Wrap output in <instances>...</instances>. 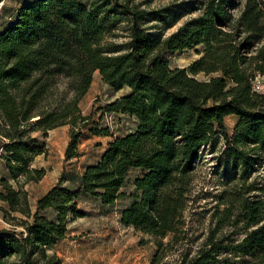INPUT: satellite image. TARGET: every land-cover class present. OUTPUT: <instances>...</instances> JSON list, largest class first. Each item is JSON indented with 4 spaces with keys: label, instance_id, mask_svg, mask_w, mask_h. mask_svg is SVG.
Wrapping results in <instances>:
<instances>
[{
    "label": "trees",
    "instance_id": "trees-1",
    "mask_svg": "<svg viewBox=\"0 0 264 264\" xmlns=\"http://www.w3.org/2000/svg\"><path fill=\"white\" fill-rule=\"evenodd\" d=\"M171 11L136 0H31L0 32V157L9 174L0 178V214L11 225L0 230V264H63L50 250L85 216L79 196L114 205L133 171V201L120 222L157 240L151 264H264V199L251 196L264 194L253 179L264 166V94L254 89L264 77V0H195L187 13L198 15L165 35L180 19ZM197 47L189 68L170 67L165 53ZM96 72L116 92L127 90L106 112L130 116L136 128L112 139L76 190L60 177L33 211L27 186L46 176L34 163L48 154V133L70 127L65 159L79 157L92 119L80 104ZM220 136L227 148L216 159L230 176L224 207L195 247L186 216L194 173ZM229 254L240 258L226 261Z\"/></svg>",
    "mask_w": 264,
    "mask_h": 264
},
{
    "label": "rangeland",
    "instance_id": "rangeland-1",
    "mask_svg": "<svg viewBox=\"0 0 264 264\" xmlns=\"http://www.w3.org/2000/svg\"><path fill=\"white\" fill-rule=\"evenodd\" d=\"M31 0H5L2 11L4 23L16 18L20 6ZM89 6L90 0H80ZM142 7L149 10H164L170 8L180 19L175 26L164 30L165 35L174 32L189 17L198 15L188 14V8L195 0H136ZM8 9V10H7ZM201 47L184 52L165 53L172 69L189 68L193 61L199 58ZM198 80H207L204 74L196 76ZM255 88L264 94V77L258 76L254 81ZM127 90L116 92L105 84L98 72L94 74L92 86L88 94L83 98L80 106L85 116L91 115L92 119L79 142V157L67 161L65 150L69 142L70 127H61L48 133L45 139L48 154L36 159L34 166L44 168L46 176L37 184L27 186L30 195L32 210H36L37 200L43 196L51 187L55 186L63 177L62 185L76 190L82 174L90 165L97 163L108 144L114 137L124 136L133 132L136 122L128 115L120 113H108L106 107L121 98ZM238 118L235 116L226 119V126L230 137L234 136ZM91 129H108L111 136L95 135ZM1 145V144H0ZM227 148V142L223 137H218L211 147H207L194 173V182L191 192V201L186 213L188 228L191 236L196 241L195 247L200 245L209 228L214 222L216 209L219 206V197L230 180L227 167L218 164V159ZM139 172L133 171L122 192L126 197L111 206L102 205L99 199L80 195L78 199L79 210L84 213L83 218L74 220L70 224L67 238L50 250L57 254L63 264H151L157 247V240L142 234L133 228H125L120 222L121 212L127 208L135 193L134 180ZM4 162L0 157V178H8ZM258 180L257 187H264V166L260 167L253 175ZM251 196L264 199L261 192H253ZM251 198V197H250ZM240 222L239 226L241 227ZM11 225L6 223L0 214V230L10 229ZM169 238L164 242H168ZM226 261L236 263L240 257L229 254ZM176 259L171 255L168 262ZM167 262V260L165 261Z\"/></svg>",
    "mask_w": 264,
    "mask_h": 264
},
{
    "label": "built area",
    "instance_id": "built-area-1",
    "mask_svg": "<svg viewBox=\"0 0 264 264\" xmlns=\"http://www.w3.org/2000/svg\"><path fill=\"white\" fill-rule=\"evenodd\" d=\"M4 4H5V0H0V26L2 25V11L4 9ZM254 89L259 92L255 86H254Z\"/></svg>",
    "mask_w": 264,
    "mask_h": 264
},
{
    "label": "crops",
    "instance_id": "crops-1",
    "mask_svg": "<svg viewBox=\"0 0 264 264\" xmlns=\"http://www.w3.org/2000/svg\"><path fill=\"white\" fill-rule=\"evenodd\" d=\"M9 21L11 22V20H9ZM7 26H9V22L8 23H4V19H3V15H2V25L0 26V32L4 31L7 28Z\"/></svg>",
    "mask_w": 264,
    "mask_h": 264
}]
</instances>
